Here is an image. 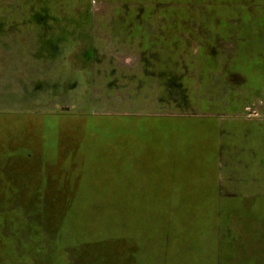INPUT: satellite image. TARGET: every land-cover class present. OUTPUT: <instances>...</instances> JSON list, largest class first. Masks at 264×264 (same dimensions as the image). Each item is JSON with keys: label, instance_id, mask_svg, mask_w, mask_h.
<instances>
[{"label": "rangeland", "instance_id": "obj_1", "mask_svg": "<svg viewBox=\"0 0 264 264\" xmlns=\"http://www.w3.org/2000/svg\"><path fill=\"white\" fill-rule=\"evenodd\" d=\"M244 1L224 12H264V0ZM210 6L0 0V264H264V218L248 202L220 214L202 196L167 216L126 194L139 174L142 187L158 179L141 161L124 174L140 119L218 115L211 103L235 98L190 80L203 72L195 25L206 30ZM263 98L228 115L262 116Z\"/></svg>", "mask_w": 264, "mask_h": 264}, {"label": "crops", "instance_id": "obj_2", "mask_svg": "<svg viewBox=\"0 0 264 264\" xmlns=\"http://www.w3.org/2000/svg\"><path fill=\"white\" fill-rule=\"evenodd\" d=\"M205 1L211 4L206 30L195 25L202 27L196 37L204 39V58L198 61L203 72L196 78L190 76V80L207 90L235 92V98L224 96L219 103L227 101L225 109L212 102L215 112L222 110L218 115L140 119V126H133L131 132L137 150L127 156L124 167L137 172L139 168L133 164L141 161V165L149 164L157 171L159 179L168 178L187 187L185 195L190 202H200L203 196L221 213L223 204L227 208L234 202H248L253 216L264 218V115H228L249 99L264 95V12L258 16L241 11L227 14V3L237 0ZM154 70L165 73L161 68ZM235 170L247 172L248 180L239 179ZM242 193V199L233 198Z\"/></svg>", "mask_w": 264, "mask_h": 264}, {"label": "trees", "instance_id": "obj_3", "mask_svg": "<svg viewBox=\"0 0 264 264\" xmlns=\"http://www.w3.org/2000/svg\"><path fill=\"white\" fill-rule=\"evenodd\" d=\"M128 173H129L128 170L124 171L126 178L128 177ZM139 176H140V174H139ZM139 176L137 179V183L135 184L134 187H132V188H130V186L127 187L128 189L126 190V194L129 196L133 195V198L130 200V202H132V203L156 202V203L160 204V206H161L160 208L158 206L159 210L164 209V212L167 211V216H168V214H169V216L171 215L172 209L178 203L179 204H190V205H192V202H190L189 199L184 201V202L181 200L182 199L181 197L183 195H185L186 191L188 190L187 187H184L181 185L179 186L175 183H172V181L168 178L167 179H163V178L159 179L158 178L156 182H151L146 187H142L141 181H138ZM212 205H215V204L213 203ZM188 207H190V206H188ZM199 210H201V208H196V210L194 209L195 215L198 214L197 211H199ZM215 210H217L216 207H215ZM203 211H204V213L206 211H208L207 207H205ZM175 212H176V210H175ZM210 213H213V214H210V217L213 215V218H216L217 214L215 213L214 208H213V211H211ZM219 213L222 214L221 212H219ZM223 218H225V217L223 216ZM227 219L229 220V218H227ZM227 219H226V221H227ZM212 227H214V226H212ZM207 232H209V227L207 228Z\"/></svg>", "mask_w": 264, "mask_h": 264}]
</instances>
